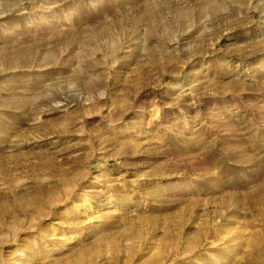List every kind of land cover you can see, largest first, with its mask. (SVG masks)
<instances>
[{"label": "rangeland", "instance_id": "374dc122", "mask_svg": "<svg viewBox=\"0 0 264 264\" xmlns=\"http://www.w3.org/2000/svg\"><path fill=\"white\" fill-rule=\"evenodd\" d=\"M0 264H264V0H0Z\"/></svg>", "mask_w": 264, "mask_h": 264}]
</instances>
